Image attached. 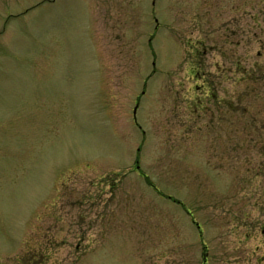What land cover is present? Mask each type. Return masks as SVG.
Segmentation results:
<instances>
[{
  "label": "rangeland",
  "instance_id": "rangeland-1",
  "mask_svg": "<svg viewBox=\"0 0 264 264\" xmlns=\"http://www.w3.org/2000/svg\"><path fill=\"white\" fill-rule=\"evenodd\" d=\"M37 263L264 264V0H0V264Z\"/></svg>",
  "mask_w": 264,
  "mask_h": 264
},
{
  "label": "water",
  "instance_id": "water-1",
  "mask_svg": "<svg viewBox=\"0 0 264 264\" xmlns=\"http://www.w3.org/2000/svg\"><path fill=\"white\" fill-rule=\"evenodd\" d=\"M136 111H137V109H135V114H136ZM199 227V226H198Z\"/></svg>",
  "mask_w": 264,
  "mask_h": 264
},
{
  "label": "trees",
  "instance_id": "trees-1",
  "mask_svg": "<svg viewBox=\"0 0 264 264\" xmlns=\"http://www.w3.org/2000/svg\"><path fill=\"white\" fill-rule=\"evenodd\" d=\"M38 264V263H37ZM40 264H42V263H40Z\"/></svg>",
  "mask_w": 264,
  "mask_h": 264
}]
</instances>
